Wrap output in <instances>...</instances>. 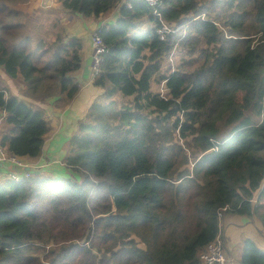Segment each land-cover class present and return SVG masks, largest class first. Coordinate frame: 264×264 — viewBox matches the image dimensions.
<instances>
[{
    "label": "trees",
    "instance_id": "16d2710c",
    "mask_svg": "<svg viewBox=\"0 0 264 264\" xmlns=\"http://www.w3.org/2000/svg\"><path fill=\"white\" fill-rule=\"evenodd\" d=\"M27 1L0 0V68L34 100L70 102L82 42L29 33ZM59 1L84 18L115 7ZM158 12L121 6L95 31L100 93L69 141L67 173L0 182V264H201L223 208L264 236V0H162ZM0 110V147L38 157L42 113L2 88ZM240 248L238 264H264L252 239Z\"/></svg>",
    "mask_w": 264,
    "mask_h": 264
},
{
    "label": "crops",
    "instance_id": "0c3cea01",
    "mask_svg": "<svg viewBox=\"0 0 264 264\" xmlns=\"http://www.w3.org/2000/svg\"><path fill=\"white\" fill-rule=\"evenodd\" d=\"M21 6L24 7L26 13L27 31L32 32L41 26L47 27L46 32L48 30L52 33L55 32L54 35L60 33L66 39L78 38L81 40V66L73 73L78 84V92L70 102L67 101L65 94L43 100H34L25 93L21 79L10 78L0 68V88L5 91V98L15 97L32 109L40 111L50 124V132L44 137L42 150L38 157H18L21 164L24 165L23 168L8 162L2 163L0 164V172L19 176L28 172L39 175L52 174L60 177L67 173L62 161L67 154L69 141L77 130L78 122L84 117L91 102L100 93V90L93 84L96 74L93 70L91 37L103 25L115 23L120 7L115 5L114 9L106 15L99 14L84 18L78 13H71L65 9L58 0H28L26 4ZM31 27L34 28L31 29ZM57 28L58 31L55 30ZM34 36L45 38V35L38 33ZM4 119L5 113L0 110V134L8 128ZM253 231L258 232V235L254 236ZM239 233H248L253 239L255 237L264 245V236L258 222L234 215H224L220 218L219 235L225 238L228 254H235L236 243L239 244L240 251ZM251 237L247 238L252 239ZM239 259L240 252L236 256L235 261L237 262L235 264H238ZM228 260L232 264L229 258Z\"/></svg>",
    "mask_w": 264,
    "mask_h": 264
},
{
    "label": "built area",
    "instance_id": "2783aa9c",
    "mask_svg": "<svg viewBox=\"0 0 264 264\" xmlns=\"http://www.w3.org/2000/svg\"><path fill=\"white\" fill-rule=\"evenodd\" d=\"M116 7L124 6L127 9H131L133 4H141L147 6L150 10H152L153 14L159 16L158 8L162 4V0H114ZM170 30L164 24L158 29V35L160 40H164L167 33ZM91 49L93 54V70L94 73L97 74L99 72V65L102 61L103 54L105 53V45L102 42V39L94 34L91 37ZM1 126V122H0ZM8 162L10 164L16 165L18 167L23 168L24 165L21 164L17 157L9 155L5 149L0 147V164ZM29 173H24L23 176H19L17 174H7L0 172V182L3 180H10L13 182H17L23 177H29ZM226 210L223 208L221 212L218 213L219 219L222 217V212ZM199 260L201 264H230L228 258L225 255V247L222 243L220 235L216 236L212 242H210L205 250L200 254Z\"/></svg>",
    "mask_w": 264,
    "mask_h": 264
},
{
    "label": "rangeland",
    "instance_id": "374dc122",
    "mask_svg": "<svg viewBox=\"0 0 264 264\" xmlns=\"http://www.w3.org/2000/svg\"><path fill=\"white\" fill-rule=\"evenodd\" d=\"M59 1V0H58ZM32 26H34V23H32ZM32 28H34V27H31V29ZM39 29H36V30H32V32L31 31H28L29 33H31V34H33V35H36L37 33L38 34H42V35H45V38L46 37H51V38H53V36H54V33L55 32H51L50 30H48L47 32L45 31L46 29H47V27H41V26H39L38 27ZM56 31H58V28L57 29H55ZM45 33V34H44ZM222 221V220H221ZM256 232V231H255ZM254 231L252 232V234H254V236H257L258 235V232H256L255 233ZM257 234V235H256ZM222 235H220V237H221ZM247 237H251L250 236V234H248V233H239L238 234V240H242L243 238H247ZM252 238V237H251ZM253 239V238H252ZM221 240H222V237H221ZM253 242L255 243V245L258 247V248H260V249H264V245L260 242V241H258V240H256V238L254 237V239H253ZM222 243L224 244V247H225V255L227 256V258H229L230 259V261L232 262V264H235V262H237V261H235L236 260V256L239 254V252L241 251V248H240V251H239V244H237L236 243V246L234 247V249H235V254H232V253H229L228 254V252H227V250H226V246H225V242H223L222 241Z\"/></svg>",
    "mask_w": 264,
    "mask_h": 264
}]
</instances>
